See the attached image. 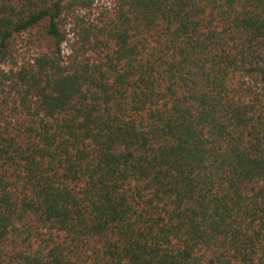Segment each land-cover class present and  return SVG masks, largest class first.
I'll list each match as a JSON object with an SVG mask.
<instances>
[{
  "label": "trees",
  "instance_id": "1",
  "mask_svg": "<svg viewBox=\"0 0 264 264\" xmlns=\"http://www.w3.org/2000/svg\"><path fill=\"white\" fill-rule=\"evenodd\" d=\"M0 264H264V0H0Z\"/></svg>",
  "mask_w": 264,
  "mask_h": 264
},
{
  "label": "rangeland",
  "instance_id": "2",
  "mask_svg": "<svg viewBox=\"0 0 264 264\" xmlns=\"http://www.w3.org/2000/svg\"><path fill=\"white\" fill-rule=\"evenodd\" d=\"M112 0H100L101 3H110ZM25 42H19L18 46H20L22 49L21 50H25V48H23Z\"/></svg>",
  "mask_w": 264,
  "mask_h": 264
}]
</instances>
